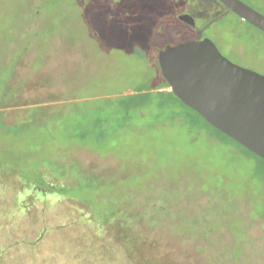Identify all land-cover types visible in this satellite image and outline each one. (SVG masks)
Instances as JSON below:
<instances>
[{
	"label": "rangeland",
	"instance_id": "1",
	"mask_svg": "<svg viewBox=\"0 0 264 264\" xmlns=\"http://www.w3.org/2000/svg\"><path fill=\"white\" fill-rule=\"evenodd\" d=\"M242 1L264 15V0ZM39 6L40 15L32 20V12ZM180 14L191 15L196 28L181 22ZM160 20L155 38L158 53L169 44L185 45L209 38L230 61L264 75V33L229 12L218 0H0V36L9 31V40L18 35L14 31L38 26L44 31L69 29L77 39L92 29L106 34L113 28L132 32L142 43ZM80 42L83 46L75 47L73 56L64 53V40L54 42L53 56L32 75L26 102L45 103L52 95L66 99L64 80L68 74H74L81 86L107 72L99 71L98 58L103 56L93 47L97 43L89 39ZM56 50L61 57L57 58ZM38 63L40 58H30L29 69L33 71ZM25 72L27 68L22 74ZM137 74L134 71L124 77ZM42 76L54 80L47 84ZM178 106V110L146 112L137 128L125 136L123 154L101 158L88 151L76 152L77 159L88 164L84 177L103 189L99 196L86 193L83 198L88 203L44 194L25 183L1 184L0 264H137L138 259L133 257L137 253L156 264L159 259V264H172V257L179 264H216L212 263L215 251L216 258L225 256L232 264H264V220L249 218L248 205L241 208L233 203L225 207L224 199L217 195L221 184L213 173L222 163L234 160L237 164L241 158L232 151H221V145L207 132L221 134L190 108ZM27 110L0 109V124L24 119ZM5 131L0 125V154L11 160L4 168L15 169V164L21 163L27 178L35 175L48 157L61 162L74 152V147L57 152L49 144L38 150L34 146L38 134L32 129L18 137L15 145L19 146L8 152L14 140ZM37 150L39 155L35 154ZM77 163L73 160L74 169ZM234 166L237 170L232 176L236 180L241 167ZM60 168L62 164L56 169ZM235 193L242 194L238 190ZM257 198L254 195L252 200ZM211 218H215L212 225L208 221ZM198 225L213 247L189 240L201 235ZM133 240L136 245L130 243ZM163 253H172V257L158 258Z\"/></svg>",
	"mask_w": 264,
	"mask_h": 264
},
{
	"label": "trees",
	"instance_id": "2",
	"mask_svg": "<svg viewBox=\"0 0 264 264\" xmlns=\"http://www.w3.org/2000/svg\"><path fill=\"white\" fill-rule=\"evenodd\" d=\"M37 9L42 10L41 6L36 7L32 12V20L40 15L39 12L37 13ZM228 11L231 12L229 9ZM162 21L156 23L151 34H147V39L142 43L139 42L140 40L138 41L140 38L133 35L132 32L116 31L113 28H110L106 34L97 33V29H92L91 32L89 30L84 33L85 36L79 38L80 40L69 29L57 31L54 28H46L47 30L44 31L38 26L36 28L29 27L28 30L14 31L18 35H14L11 40H9V31L2 32L0 36V109H29L24 119L15 123H9L5 120L0 124L1 127L6 128L5 134L14 140L12 146L8 148V152L13 151L12 147L17 138L24 135L25 132H30L31 129L38 134L34 143L38 150H41L45 144H49L54 146L57 152L69 147H74V152L71 155L69 153V156L61 162L57 158L48 157L47 162L45 161L41 165L38 172L29 178H27L28 175H26L21 163H16L15 169L4 168L5 164L11 160L8 155L0 154V185L25 183L24 186L31 187L30 185H34L36 187L33 188L44 194H59L87 202L88 199L83 198L86 193L90 191L93 195L99 196L103 189L97 185H91L90 180L88 181L84 177L83 174L87 169L85 167L88 164L77 159L76 152L88 151L101 158H111L116 153L123 154L124 149L122 150V147L126 144L125 136L137 128L139 121L146 112L178 110L180 108L178 105H183L190 108L209 127L221 134V136H217L212 132H207V135L214 139L215 143L221 145V151H232L234 155L241 158L237 159L241 161L237 164L234 163L236 162L234 160H232L233 163L228 161L222 163L223 168L219 166L218 171L213 173L216 174L215 177H219V180H215L221 184V191H218L217 195L222 196L224 204L226 203L225 207L230 206V204L232 206L238 204L241 208L248 205L249 211H251L249 218L264 220V200L262 199L264 197V159L213 127L197 111L181 102L172 91L166 90L170 86L162 75L158 62V52L155 49V38ZM85 39H89L91 43H97L92 44L97 53L103 56L98 58L99 71L108 69L107 72L101 73L100 77L96 76L92 80H84L86 82L81 86L76 83L74 74H68L64 83L68 88L65 95L69 99L60 100L52 95L50 96L52 98L45 103L26 102L28 99L26 92L29 90V85L33 83L32 75L37 74L53 56L54 42L64 40L66 42L64 53L73 56L75 55L72 53L73 49L75 47L81 49L83 45L80 41ZM98 42H102L104 45ZM62 51L61 49V53H63ZM102 52H106V54L104 55ZM57 53H59L58 50L55 51V54ZM61 53L57 54V58L61 57ZM135 55L138 57L135 58ZM33 57L40 58V63L35 65L34 70L31 71L28 61ZM24 68H27V72L22 74ZM134 71L142 74L143 77L139 74L134 77H124L134 73ZM42 77L47 84L54 80L52 76ZM18 84H21L22 87L17 88ZM75 84L77 85L76 88ZM28 105L29 108L25 107ZM18 146L19 144H16L14 148L16 149ZM38 150L35 151L36 155H39L40 151ZM73 160L80 162L77 163L79 167L77 165L76 169H74L75 165H72ZM59 164L63 166L60 168L61 170L56 169ZM238 164L241 170H238V178L234 180L232 171L237 170L234 165ZM217 167H215L216 170ZM61 180L67 182L59 184ZM230 183L234 185H230ZM217 184L210 183L209 186ZM236 190L241 191L242 194L236 195ZM254 195H258V198L253 201ZM227 208L224 209L225 212H228ZM98 215L102 217L99 212ZM105 219L100 220L104 221ZM151 220L156 224L155 218H151ZM208 221L212 225L215 218ZM246 226V224L243 225V227ZM196 227L200 230L201 235L197 239L190 238L189 240L197 241L199 245L206 243L208 247H213L209 244L204 229L200 228L199 225ZM229 235H231L230 232ZM130 243L136 245L135 240ZM210 251L207 250V252ZM214 253L217 252L212 254L215 256H212V263L217 264L220 261L224 264H232L230 261L227 262L225 256L220 255V259L216 258L217 254ZM167 256L172 257V253L160 254L158 258L164 259ZM133 257L138 259L137 264H156L151 259L145 258L142 253H137ZM172 261V264H179L174 257H172ZM162 264H166V262H162Z\"/></svg>",
	"mask_w": 264,
	"mask_h": 264
},
{
	"label": "water",
	"instance_id": "3",
	"mask_svg": "<svg viewBox=\"0 0 264 264\" xmlns=\"http://www.w3.org/2000/svg\"><path fill=\"white\" fill-rule=\"evenodd\" d=\"M264 32V15L242 0H218ZM179 20L196 28L195 19ZM170 90L213 127L264 159V75L226 58L209 38L170 44L158 53Z\"/></svg>",
	"mask_w": 264,
	"mask_h": 264
},
{
	"label": "flooded vegetation",
	"instance_id": "4",
	"mask_svg": "<svg viewBox=\"0 0 264 264\" xmlns=\"http://www.w3.org/2000/svg\"><path fill=\"white\" fill-rule=\"evenodd\" d=\"M187 25V24H186ZM195 29V28H194ZM171 92V91H170Z\"/></svg>",
	"mask_w": 264,
	"mask_h": 264
}]
</instances>
